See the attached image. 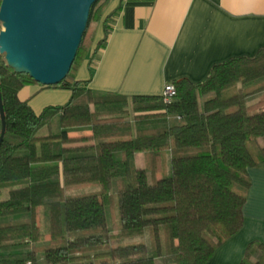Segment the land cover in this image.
<instances>
[{
    "label": "trees",
    "instance_id": "trees-1",
    "mask_svg": "<svg viewBox=\"0 0 264 264\" xmlns=\"http://www.w3.org/2000/svg\"><path fill=\"white\" fill-rule=\"evenodd\" d=\"M111 2L97 0L91 7L70 72L51 87L70 92L63 106L34 113L20 94L36 83L15 74L0 55L6 123L0 144V264H207L243 226L247 171L264 165V110L251 114L245 104L264 93V47L252 57L214 65L203 82H174L169 104L162 97L94 91L76 74L111 33L118 13L105 15ZM99 26L103 38L92 50ZM238 84L242 88L229 94ZM54 118L61 132L38 136ZM81 129L89 135L69 136ZM138 154L143 167L136 165ZM90 187L98 190L66 195ZM39 207L44 231L37 224ZM24 215V221L1 223ZM146 234L149 248L117 244ZM259 249L249 245L240 264H264L263 257L255 259ZM148 251L151 256L144 257Z\"/></svg>",
    "mask_w": 264,
    "mask_h": 264
},
{
    "label": "crops",
    "instance_id": "crops-1",
    "mask_svg": "<svg viewBox=\"0 0 264 264\" xmlns=\"http://www.w3.org/2000/svg\"><path fill=\"white\" fill-rule=\"evenodd\" d=\"M115 10L105 45L76 74L102 93L161 97L166 84L203 82L214 65L264 47V0H112L105 15ZM102 38L99 26L95 44ZM21 95L36 114L70 99L69 91L38 84ZM143 165L144 159L138 167ZM247 175L243 226L207 264H240L251 244L261 246L255 259L264 261V165Z\"/></svg>",
    "mask_w": 264,
    "mask_h": 264
},
{
    "label": "water",
    "instance_id": "water-1",
    "mask_svg": "<svg viewBox=\"0 0 264 264\" xmlns=\"http://www.w3.org/2000/svg\"><path fill=\"white\" fill-rule=\"evenodd\" d=\"M97 0H0V55L15 74L42 87L69 74ZM1 134L5 115L0 94Z\"/></svg>",
    "mask_w": 264,
    "mask_h": 264
},
{
    "label": "rangeland",
    "instance_id": "rangeland-1",
    "mask_svg": "<svg viewBox=\"0 0 264 264\" xmlns=\"http://www.w3.org/2000/svg\"><path fill=\"white\" fill-rule=\"evenodd\" d=\"M94 46H95V42L93 44L92 50L94 49ZM241 88H242L241 85L238 84L235 88H233L232 90L229 91V94L237 92ZM263 94L264 93H261V94L259 93V94L250 96V97H248L246 99L245 104H246L247 107L252 109L251 112H250L251 114L264 110V105H261V103H264V95ZM20 98L23 99L21 94H20ZM258 104H260V105H258ZM129 118L132 119V116L130 115ZM80 131H82V129L81 130H70L69 131V136L73 137V136L83 135V134L79 133ZM60 132H61V130L59 128L58 118H54L52 120L50 130H48L47 128H44L38 133V136H46L49 133L59 134ZM60 149H61V145L59 143H56L55 146H54V152L58 153L60 151ZM142 159H143V155L140 154L139 157L137 158V166L139 164H141ZM164 160H165L166 172H167V175H169L170 174V156H169L168 152H166L164 154ZM54 180L55 179H53V181ZM97 190L98 189L96 187H90V188L81 189V190H73V191H70V192L66 193V195L67 196H69V195H81V194H85V193H89V192H94V191H97ZM4 197H5V195H2V198H0V199H4ZM42 210H43V207H39L37 209L36 218H37L38 226L40 227V229L42 231H44ZM117 214H118V212L116 210V223L118 222ZM25 219H27L26 215L19 216V217H12V218L10 217L9 219L2 220L1 223H15V222H19V221H24ZM112 219L114 220V218H112ZM108 221H109V226L111 228L112 222H111V218H110V214L109 213H108ZM48 239H49V237L46 235L45 236V240H48ZM138 243H144L149 248V244L150 243H149L148 234H146L141 239H130V240H122V241L117 242L118 245H130V244H138ZM150 256H151V252L148 251L147 254L144 257H150ZM154 264H161V262H160L159 259H155L154 260Z\"/></svg>",
    "mask_w": 264,
    "mask_h": 264
},
{
    "label": "built area",
    "instance_id": "built-area-1",
    "mask_svg": "<svg viewBox=\"0 0 264 264\" xmlns=\"http://www.w3.org/2000/svg\"><path fill=\"white\" fill-rule=\"evenodd\" d=\"M2 31V26L0 23V32ZM176 96V90L173 86V84H166L163 89L162 93V100L164 103L169 104L171 103Z\"/></svg>",
    "mask_w": 264,
    "mask_h": 264
}]
</instances>
